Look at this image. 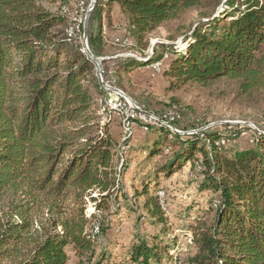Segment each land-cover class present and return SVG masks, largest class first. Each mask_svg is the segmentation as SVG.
<instances>
[{"label": "trees", "instance_id": "obj_1", "mask_svg": "<svg viewBox=\"0 0 264 264\" xmlns=\"http://www.w3.org/2000/svg\"><path fill=\"white\" fill-rule=\"evenodd\" d=\"M112 5L127 17V34L142 50L160 26L172 24L174 33L171 43H157L148 57L125 58L115 69L103 65L105 80L160 60L168 91L232 80L237 98L264 92V0H96L88 32L96 55L101 12ZM192 11L194 21L183 22ZM66 19L41 0H0V264H67L70 256L89 264L108 228L96 219L104 221L110 199L118 198L125 167L117 169L116 142L107 124L100 125L95 99L98 89L107 90L77 34L65 33ZM179 37L182 49L174 43ZM177 125L186 134L147 124L142 149L147 160L162 157L155 186L159 176L189 162L201 178L199 190L214 193L211 209L188 226L195 247L188 262L264 264V133L228 153L230 141L250 129L187 133L189 127ZM135 195L145 197L151 222L162 224L158 195L145 185ZM158 238L149 243L137 235L131 262L163 264L167 245Z\"/></svg>", "mask_w": 264, "mask_h": 264}, {"label": "rangeland", "instance_id": "obj_2", "mask_svg": "<svg viewBox=\"0 0 264 264\" xmlns=\"http://www.w3.org/2000/svg\"><path fill=\"white\" fill-rule=\"evenodd\" d=\"M90 1L41 0L50 11L66 16L65 33L73 28L76 37L78 36L77 44L80 42L83 50L84 18ZM94 8L89 13L86 24V42L90 51L88 32ZM196 17V13L192 11L185 16L183 22H192ZM170 25L160 26L152 32L149 35L148 47L142 50L127 34V17L116 5H112L101 12L100 42L96 39L97 49L101 54L96 55L92 51L91 53L100 59L102 68L105 65L108 69H115L125 58L150 56L157 43L165 45L171 43L168 36L174 31ZM97 26H99L98 22L92 27L95 33H98ZM115 37H121L124 43H115ZM181 38L174 41L178 49L185 47ZM162 55L165 61L170 57L164 50ZM153 63L157 64L153 65ZM95 65L97 77L102 83L97 64ZM161 70L162 62L156 60L149 65L134 69L127 77L121 79H118L116 73H112L107 81L103 70V79L105 83L122 90L144 111L161 121L168 122L170 129L181 132L179 134L186 133L176 127L177 124L189 127L187 132L197 133L200 127L196 129L190 127L197 122L204 123L201 127H211L225 133H232L240 126L250 129L236 140L230 141L225 148L228 153L251 145L255 132L264 133V92L252 99L237 98L236 83L232 80H222L207 87L186 85L178 90L168 91L165 88L169 80L162 77ZM102 85L106 89L104 83ZM106 90L98 89L95 95L99 106V122L100 125L107 124L116 142L117 169H122L123 166L125 169L120 176L118 198L110 199L109 214H105L104 221L99 217L96 219L98 222L101 221L100 223L104 222L108 228L98 237L96 253L89 264H95L101 257H103L101 264H133L129 251L131 245L137 241V235L146 237L149 243H152L151 236L157 235L159 238L156 242L166 243L167 250L162 253L165 259L163 264H190L188 257L194 254L195 247L188 226L194 218L211 209L214 193L210 190H199L201 178L196 176L189 162L167 178L159 176L155 186L153 172L162 157L147 160L142 145L149 140L146 125L157 122L150 116L132 110L129 103L120 95ZM118 101H121L120 105ZM127 116L132 118L129 130L123 127V120ZM144 185L148 187L150 194L158 195L162 204L161 209L164 210L165 220L162 224L151 222L150 216L143 208L145 197H135V189L141 190ZM86 207L85 212L90 215L93 212V203L88 202ZM97 231L98 227H95L94 232ZM67 264H78V262L74 256H70Z\"/></svg>", "mask_w": 264, "mask_h": 264}, {"label": "water", "instance_id": "obj_3", "mask_svg": "<svg viewBox=\"0 0 264 264\" xmlns=\"http://www.w3.org/2000/svg\"><path fill=\"white\" fill-rule=\"evenodd\" d=\"M96 4V0H91L90 1V5H89V8L87 9L86 11V14H85V18H84V32H83V44H84V50L86 52V54L90 57V59L92 61H94L96 64H97V67H98V72H99V75L101 77V81L102 83H104V86L106 87V89L110 90V91H113L114 93L120 95L123 99H125L129 105L137 110L138 112L144 114V115H147V116H151V114L147 111H144L143 109H141L138 105H136L132 99L127 96L122 90L120 89H117L116 87L114 86H111L107 83L104 82V79H103V68L101 66V61L98 57L94 56L91 51L89 50L88 46H87V42H86V34H87V29H86V24H87V18H88V15L89 13L92 11V9L94 8ZM157 119V118H156ZM206 127H201L199 128V130L201 129H205Z\"/></svg>", "mask_w": 264, "mask_h": 264}, {"label": "built area", "instance_id": "obj_4", "mask_svg": "<svg viewBox=\"0 0 264 264\" xmlns=\"http://www.w3.org/2000/svg\"><path fill=\"white\" fill-rule=\"evenodd\" d=\"M68 34V36L69 37H71V36H74L75 35V33H74V29L73 28H70L69 29V32L67 33ZM114 42L115 43H118V44H123L124 43V40L121 38V37H115L114 38ZM128 56H134V55H128ZM157 69V68H156ZM119 103V105L121 104L120 102L121 101H118ZM132 108V107H131ZM132 110H134V111H137V110H135V109H133L132 108ZM139 114H142V113H140L139 112ZM144 115V114H143ZM150 118H152V119H154L153 121H155V120H157L156 119V117L155 116H153V115H151L150 116ZM149 120H151V119H149ZM123 127L126 129V130H129L130 129V127H131V123H129V116H127L124 120H123ZM201 128V127H200ZM187 132V131H186ZM187 133H191V131H188ZM123 148V147H122Z\"/></svg>", "mask_w": 264, "mask_h": 264}, {"label": "bare ground", "instance_id": "obj_5", "mask_svg": "<svg viewBox=\"0 0 264 264\" xmlns=\"http://www.w3.org/2000/svg\"><path fill=\"white\" fill-rule=\"evenodd\" d=\"M157 64V63H156ZM155 64V65H156ZM115 81V80H114ZM110 105V104H109ZM113 109V108H112ZM121 110V109H120ZM122 115V114H121ZM136 116V115H135ZM137 118V117H136ZM130 119H132L131 117H129V123H131V121H130ZM156 122H159V123H162V124H164V125H166V126H168L169 128H170V125L168 124V122H166V121H161V120H159V119H157V120H155ZM173 131V130H172ZM174 132H176L175 130H174ZM176 133H181V132H176ZM162 194V193H161Z\"/></svg>", "mask_w": 264, "mask_h": 264}, {"label": "crops", "instance_id": "obj_6", "mask_svg": "<svg viewBox=\"0 0 264 264\" xmlns=\"http://www.w3.org/2000/svg\"><path fill=\"white\" fill-rule=\"evenodd\" d=\"M137 69H139V68H137Z\"/></svg>", "mask_w": 264, "mask_h": 264}]
</instances>
